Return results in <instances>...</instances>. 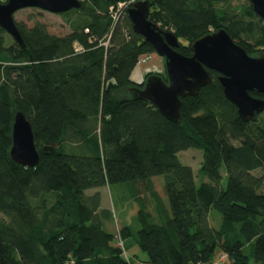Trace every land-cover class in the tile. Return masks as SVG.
<instances>
[{"label": "trees", "instance_id": "obj_1", "mask_svg": "<svg viewBox=\"0 0 264 264\" xmlns=\"http://www.w3.org/2000/svg\"><path fill=\"white\" fill-rule=\"evenodd\" d=\"M118 1L81 0L59 13L71 30L64 35L33 15L30 25L15 21L25 47L0 27V264H131L117 233L105 228L112 213L99 189L114 183L130 184L138 207L139 228L118 234L133 235L148 264H214L218 251L230 264H264L263 176L255 173H264V116L241 120L214 71L195 95L181 97L178 123L131 98L138 57L154 49L133 32L126 9L110 16ZM230 1L150 0L147 18L176 35L183 55L219 28L248 54L263 51L262 20L249 2L238 11ZM17 111L32 127L35 167L9 155ZM189 148L202 152L208 181L196 185L180 161ZM158 175L166 201L153 186ZM211 208L221 215L217 228Z\"/></svg>", "mask_w": 264, "mask_h": 264}, {"label": "water", "instance_id": "obj_2", "mask_svg": "<svg viewBox=\"0 0 264 264\" xmlns=\"http://www.w3.org/2000/svg\"><path fill=\"white\" fill-rule=\"evenodd\" d=\"M248 1L264 24V0ZM81 3V0H5L0 2V27L25 47L13 18L15 11L37 8L59 14L78 9ZM150 6V0H135L126 14L133 32L163 57L165 77L157 73L147 75L142 83L127 89L130 97L148 101L165 119L178 123L181 97L195 95L211 81L210 71H214L223 95L236 107L241 120H254L264 110V99L253 97L249 92L256 90L264 94V50L250 55L224 28H219L195 38L189 45L191 54L183 55L176 50L179 45L176 35L147 18ZM11 141V159L23 166L35 167L39 154L31 124L21 111L14 114Z\"/></svg>", "mask_w": 264, "mask_h": 264}, {"label": "rangeland", "instance_id": "obj_3", "mask_svg": "<svg viewBox=\"0 0 264 264\" xmlns=\"http://www.w3.org/2000/svg\"><path fill=\"white\" fill-rule=\"evenodd\" d=\"M3 0L2 2H4ZM128 0H121L119 2H125ZM248 0H231L230 5L231 7L237 9L238 11L241 10V7L248 4ZM120 10V8H119ZM119 10L116 14H119ZM123 11V9H121ZM37 17L40 21H43L49 31L55 34L64 35L70 32V26L66 20L65 16L60 14H53L43 10L35 9V8H23L19 9L14 12L13 18L14 21L20 22L25 21L27 25H30L31 22L27 20L28 16ZM159 25V22H158ZM80 51V50H79ZM78 51V52H79ZM82 51V50H81ZM148 59L144 63H138L135 68L133 69V79L142 82L147 75L151 73H157L163 77H165V69H164V60L163 57L159 56L157 53H150V54H141L139 57H147ZM138 57V58H139ZM156 59L160 61L158 65H154ZM142 70V74L139 80L137 76L139 75V71ZM260 116H264V110L259 114ZM178 157L183 164L191 166L195 184L198 185L201 181H208V177L203 175L200 172V164L202 160V152L200 150L189 148L186 150H182L178 153ZM221 173L223 175V185L226 184V176L225 171L221 169ZM256 175L263 176V189H264V173L261 170H257ZM152 182L155 191L159 196L166 201V196L163 191V183L164 178L162 175L153 176ZM103 196L101 206L108 208L112 213V218L109 221L105 222V228L110 232L117 233L116 235V243L117 245L121 246L124 250V254H126L127 258L130 260L131 264H148V256L145 252L140 250L134 240V236L130 235L127 237L120 238L118 234V230H120L123 226H129L133 232L139 228V223L136 220V212H137V203L133 199L132 189L130 184L128 183H114L110 185H105L104 187L100 188ZM90 192V190H89ZM153 198L149 193L145 195V202L147 200L146 206L148 207L147 210L152 213L154 216V221H158L156 218V214L154 212V202H152ZM149 200V202H148ZM152 200V201H151ZM208 221L212 227H219L221 223V215L220 213L211 208L208 213ZM249 246L246 247L248 251ZM216 264H230L227 255L220 253L219 251L215 254V262ZM252 262V260H251Z\"/></svg>", "mask_w": 264, "mask_h": 264}, {"label": "built area", "instance_id": "obj_4", "mask_svg": "<svg viewBox=\"0 0 264 264\" xmlns=\"http://www.w3.org/2000/svg\"><path fill=\"white\" fill-rule=\"evenodd\" d=\"M0 1H2V0H0ZM133 1H135V0H128V1H125V2H117V4H116V6L114 7V6H110L109 7V14H110V16L114 19V20H117L121 15H122V13L124 12V10L128 7V6H130L131 5V3L133 2ZM119 8H120V10H119ZM121 9H123V11L121 10ZM119 10V14H116V12ZM75 49L77 50V51H81L82 50V48L81 47H79V46H76L75 47ZM148 54H150V53H148ZM148 59V56L147 57H139L138 58V60H137V64L138 63H144V62H146V60ZM217 263V261L216 262H214V264H216Z\"/></svg>", "mask_w": 264, "mask_h": 264}, {"label": "crops", "instance_id": "obj_5", "mask_svg": "<svg viewBox=\"0 0 264 264\" xmlns=\"http://www.w3.org/2000/svg\"><path fill=\"white\" fill-rule=\"evenodd\" d=\"M158 63H160V61H159L158 59H156V62H155L154 65H158ZM132 72H133V71H132ZM132 72H131V75H130V79H131L133 82H137V83H138V81H136V80L133 79V75H132L133 73H132ZM141 72H142V70L139 71V75L137 76V78H139V80H141V79H140L141 74H142ZM99 191H100L101 202H102V196H103V194H102V192H101L100 189H99Z\"/></svg>", "mask_w": 264, "mask_h": 264}]
</instances>
